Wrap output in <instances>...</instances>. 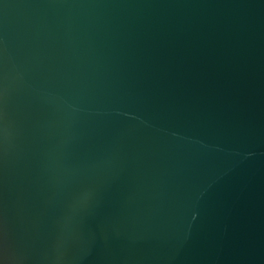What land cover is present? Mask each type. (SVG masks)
Here are the masks:
<instances>
[{
    "label": "water",
    "instance_id": "water-1",
    "mask_svg": "<svg viewBox=\"0 0 264 264\" xmlns=\"http://www.w3.org/2000/svg\"><path fill=\"white\" fill-rule=\"evenodd\" d=\"M0 264H264V0H0Z\"/></svg>",
    "mask_w": 264,
    "mask_h": 264
}]
</instances>
